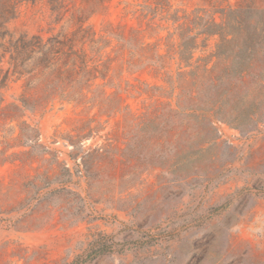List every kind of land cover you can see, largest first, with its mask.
Here are the masks:
<instances>
[{
  "label": "rangeland",
  "instance_id": "rangeland-1",
  "mask_svg": "<svg viewBox=\"0 0 264 264\" xmlns=\"http://www.w3.org/2000/svg\"><path fill=\"white\" fill-rule=\"evenodd\" d=\"M240 1L105 0L86 13L82 26L96 38L106 23L125 25L162 56L148 58L153 65L111 62L100 90L117 84L121 100L108 102L127 106L114 113L60 99L23 106L25 77L8 54L0 58V264H264V91L245 85L256 108L242 126L208 112V127L178 113L203 102L178 97L179 74L201 64L218 36L205 47L197 38L186 66L177 25L195 15L220 22L216 11ZM248 1L264 8V0ZM64 4L56 21L48 0L21 3L8 23L12 39L75 30L71 14L84 4ZM114 44L99 62L115 56ZM103 243L111 250L94 254Z\"/></svg>",
  "mask_w": 264,
  "mask_h": 264
},
{
  "label": "trees",
  "instance_id": "trees-1",
  "mask_svg": "<svg viewBox=\"0 0 264 264\" xmlns=\"http://www.w3.org/2000/svg\"><path fill=\"white\" fill-rule=\"evenodd\" d=\"M27 1L35 0H0V58L8 54L13 71L18 76L25 77L20 96L22 105L32 104L34 108H44L55 99H60L77 104L91 102L104 112L114 113L127 109V106L121 108L108 102L112 100L118 103L121 100L117 84L116 90L111 93L100 88L110 80L109 71L113 60L118 61L117 65H153L147 63L148 58H157L154 64L161 60V55L151 53L153 48L143 41L140 30L106 23L101 29L103 34L96 38V33L90 27H83L82 23L86 13L104 9L105 0H82L84 5L71 14V23L78 25L75 30H62L46 39L40 35L28 36L25 33L12 39L8 23L16 18L19 5ZM48 3L51 11L56 13V21L69 10L62 11L66 7L64 0H48ZM155 3L160 4L159 1ZM164 4L168 6L166 0ZM216 12L221 14L220 22L214 21L212 17L204 20L198 15L192 19L183 16L184 21L176 27L180 38L177 55L180 64L183 62L186 66H191L193 51L198 47L197 38L203 37L202 46L205 47V41L209 37L218 36L214 51L209 56L196 59L195 63L201 64L193 65L190 71L179 74L178 97L203 102L195 103V107L189 108V113L185 110H179L178 113H185L184 117L190 119L207 121L208 127H211L206 116L208 112L216 119L242 126L252 120L256 108L255 98L242 91L245 85L252 82L256 89L264 91V65H258L259 56L264 55V8H259L248 0H241L233 8L219 9ZM170 19L173 22L179 20L175 14ZM193 29L196 33L187 36L186 33ZM113 41L115 56L107 62H99L98 53ZM126 49L129 54L124 59ZM105 79V84L97 83L98 80ZM128 87L135 88L130 84ZM169 110L176 114V109ZM188 122L185 124L181 121L180 125L189 126ZM143 124L141 119L138 126ZM106 246L105 243L100 244L92 252L99 254L110 251Z\"/></svg>",
  "mask_w": 264,
  "mask_h": 264
}]
</instances>
